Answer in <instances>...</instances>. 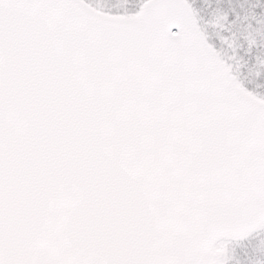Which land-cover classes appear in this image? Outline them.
<instances>
[{"label":"snow or ice","instance_id":"6c2138e0","mask_svg":"<svg viewBox=\"0 0 264 264\" xmlns=\"http://www.w3.org/2000/svg\"><path fill=\"white\" fill-rule=\"evenodd\" d=\"M0 264H264V0H0Z\"/></svg>","mask_w":264,"mask_h":264}]
</instances>
